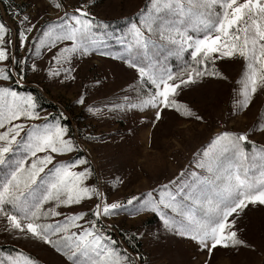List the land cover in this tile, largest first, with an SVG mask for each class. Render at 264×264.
I'll use <instances>...</instances> for the list:
<instances>
[{
    "label": "snow or ice",
    "instance_id": "6c2138e0",
    "mask_svg": "<svg viewBox=\"0 0 264 264\" xmlns=\"http://www.w3.org/2000/svg\"><path fill=\"white\" fill-rule=\"evenodd\" d=\"M0 3L15 21L0 17V222L13 240L46 246L62 264H151L141 242L158 243L164 234L193 242L208 254L204 264L218 247H251L239 235L240 221L250 207L264 206V145L250 139L264 135V120L246 130L217 125L178 178L109 202L125 180L106 178L93 163L89 145L105 134L73 129L63 109L42 113L38 95L23 89L29 72L42 71L37 61L45 54V79L61 85L77 79L85 60L109 58L135 76L119 102L97 106L79 95L75 103L90 115L138 113L139 123L155 128L170 112L208 125L182 98L208 80H227L221 66L239 60L231 118L264 95V0H150L120 32L97 18L98 0H50L62 15L36 22L11 0ZM149 214L154 231L122 228L114 238V218ZM0 264L41 261L22 248H0Z\"/></svg>",
    "mask_w": 264,
    "mask_h": 264
},
{
    "label": "rangeland",
    "instance_id": "374dc122",
    "mask_svg": "<svg viewBox=\"0 0 264 264\" xmlns=\"http://www.w3.org/2000/svg\"><path fill=\"white\" fill-rule=\"evenodd\" d=\"M21 14H28L33 22L43 17L54 20L62 15L50 5V0H11ZM65 3L76 5L77 0H64ZM150 0H98L94 9L98 19L111 25L110 32H120L125 29L124 20L132 17L141 9H146ZM0 17L9 25L15 21L8 15L7 5L0 3ZM115 43L114 41H111ZM49 57L47 54L40 60L42 71L33 74L29 72L26 88H33L41 96L42 113H56L63 109L69 116L73 129H79L85 134H105L103 142L89 145L93 163L102 169L106 178L121 176L125 184L109 194V202L125 199L130 195L146 192L158 183H166L178 178L180 172L189 165L193 153L200 145L217 131V125H225L229 129L246 130L264 120V95H257L254 103L244 112L230 118L234 82L241 73L239 60L221 66L227 75V80L211 79L198 89L186 92L182 98L190 101L192 106L208 119L209 124L193 123L174 113H165L164 120L155 128L139 123V114H129L123 118L112 116L94 117L86 109L75 103L82 93H87L88 103L100 106L105 102H119L132 83L135 73L117 60L93 56L85 60L79 69L74 82L61 85L45 79L43 69L46 68ZM103 81L97 86L95 81ZM34 86H38L34 87ZM34 93V92H33ZM129 129H134L128 134ZM114 134V135H108ZM257 145H264V135L255 134L250 137ZM85 209L89 205L84 206ZM117 231L112 234L120 239L119 229L135 231L145 228H156L157 219L154 216L116 217ZM111 223L113 220H106ZM144 222L143 227H141ZM0 222V248L23 249L38 258L41 264H62L63 258L46 246H37L26 241L13 240L4 230ZM165 238L158 243L142 241L140 251L145 254L151 264H204L208 259L206 252H201L189 240L164 234ZM240 237L251 247L220 248L214 250L211 264H264V206L250 207L240 221Z\"/></svg>",
    "mask_w": 264,
    "mask_h": 264
},
{
    "label": "trees",
    "instance_id": "16d2710c",
    "mask_svg": "<svg viewBox=\"0 0 264 264\" xmlns=\"http://www.w3.org/2000/svg\"><path fill=\"white\" fill-rule=\"evenodd\" d=\"M173 62H175V61H173ZM30 90H31L32 92H34L35 94H37L39 100H41V96H40V94H38L37 91H36L35 89L31 88Z\"/></svg>",
    "mask_w": 264,
    "mask_h": 264
}]
</instances>
